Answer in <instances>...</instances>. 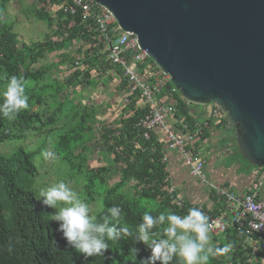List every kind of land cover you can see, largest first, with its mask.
Returning <instances> with one entry per match:
<instances>
[{"label": "trees", "instance_id": "trees-1", "mask_svg": "<svg viewBox=\"0 0 264 264\" xmlns=\"http://www.w3.org/2000/svg\"><path fill=\"white\" fill-rule=\"evenodd\" d=\"M13 1L0 0V99L7 77L22 76L29 107L15 120L0 116V144L21 143L13 152L0 153V264H140L150 255V249L142 243L134 244L133 238L109 241L104 256L87 259L68 246L62 233L57 231L58 224L50 219L55 210L38 201V192L42 189V186L37 189L38 180H49L53 175L51 171L58 169L57 182L82 181L83 200L89 205L104 196L103 208L96 214L98 219L107 214L108 208L117 205L123 209V223L133 230L142 222L146 211L159 215L171 210L186 215L192 206L184 204L179 208L174 204L177 194L168 193L165 164L161 162L163 146L156 134H150L145 140L138 131L136 124L143 111L135 109V104L125 108L115 128L103 125L100 128V138L109 144L106 157L113 156L112 164H122L117 181L110 185L106 180L111 173L110 165L90 167V155L97 142L96 127L100 125L97 117L103 109L84 105L78 88L96 87L99 80L94 74L101 76L108 68L99 52L102 45L87 38L88 22H82L80 11L67 16L57 10V20L54 19L47 7L58 6L62 0H34L33 3L23 0L30 1L37 20L50 30L54 25L58 30H52L51 36L44 41L22 43L14 31V23L2 17ZM52 35L60 41H55ZM79 39L89 41L90 45L81 52L80 67H75L74 59L63 52ZM56 53L60 54L59 62L42 64L49 55ZM65 64H68L69 76L54 78L53 74L60 72ZM125 85V80L121 79L118 87L121 93ZM173 100L176 102L173 119L178 130L184 125L193 129L196 121L188 111L186 100L180 93L174 95ZM46 150L55 151L57 158L45 160L41 153ZM236 154L244 164L256 168L238 150ZM47 164L50 170L40 174ZM219 209L202 211L210 218L216 216ZM230 233L228 231L225 239H213L212 246L216 249H222L226 244L232 247L210 256L209 264L246 262L240 258L239 236ZM131 248L138 249L135 257L129 251ZM171 264H176V260Z\"/></svg>", "mask_w": 264, "mask_h": 264}, {"label": "water", "instance_id": "water-1", "mask_svg": "<svg viewBox=\"0 0 264 264\" xmlns=\"http://www.w3.org/2000/svg\"><path fill=\"white\" fill-rule=\"evenodd\" d=\"M170 77L183 99L215 105L236 148L264 168V0H90Z\"/></svg>", "mask_w": 264, "mask_h": 264}, {"label": "built area", "instance_id": "built-area-1", "mask_svg": "<svg viewBox=\"0 0 264 264\" xmlns=\"http://www.w3.org/2000/svg\"><path fill=\"white\" fill-rule=\"evenodd\" d=\"M50 7H55L56 11L61 10L67 16H74L80 11L82 22H88L87 38L102 45L99 52L108 66L101 75V83L104 80L107 82L110 78L113 81L125 80L126 85L122 87L120 100V119L125 108L135 104V109L143 111L136 128L142 132L144 139L148 140L152 133L160 137L167 150L180 156L189 174L207 186L212 196L220 200L221 208L218 214L209 218V234L219 240L225 239L228 231H231L230 234L235 232L239 236L238 245L242 251L240 258L246 260L242 264H264V200L258 197L264 188V168H258L256 179L250 185L248 192L238 194L230 186L216 185L208 180L205 174V161L198 148L204 131L210 123L221 119L227 120L226 114L217 106L210 105L208 118L195 122L193 129L185 125L177 131L171 129L166 119L173 118L176 105L173 96L179 92L171 84L170 77L162 73L151 62L146 51L140 48L137 36L124 32L107 9L90 0H62L60 5L47 8ZM53 17L57 20L56 15ZM52 30L57 31V26L54 25ZM54 40L60 41L58 37ZM88 43L89 41L84 39L75 40L65 51L70 53L84 51L89 47ZM73 59L74 66L80 67L81 56L74 55ZM97 92L101 95L100 86ZM85 100L86 98L82 101L84 105L90 104ZM186 102L189 104L188 101ZM101 103L102 101L98 104ZM97 119L101 121L99 117ZM161 154V162L165 164L168 193L177 194L175 186L170 183L167 157L164 153ZM174 204L179 208L184 206L179 195Z\"/></svg>", "mask_w": 264, "mask_h": 264}, {"label": "clouds", "instance_id": "clouds-1", "mask_svg": "<svg viewBox=\"0 0 264 264\" xmlns=\"http://www.w3.org/2000/svg\"><path fill=\"white\" fill-rule=\"evenodd\" d=\"M29 107L24 78L12 75L7 77L0 99V116L15 120ZM45 160H55V151L41 153ZM38 201L42 206L54 209L50 219L58 224L57 231L62 233L67 245L85 259L104 256L109 249V241L121 238H133V243H142L150 249V255L140 264H209L210 256L224 252L232 247L226 244L222 249L211 245L209 218L198 207L188 209L186 215L165 210L159 215L145 212L142 222L135 229L124 221L123 209L113 205L107 214L99 219L91 215L90 205L61 180L38 192ZM55 244V241H53ZM135 257L138 249L129 250Z\"/></svg>", "mask_w": 264, "mask_h": 264}, {"label": "crops", "instance_id": "crops-1", "mask_svg": "<svg viewBox=\"0 0 264 264\" xmlns=\"http://www.w3.org/2000/svg\"><path fill=\"white\" fill-rule=\"evenodd\" d=\"M56 54L58 57L59 54ZM78 54L82 56V53L78 52ZM96 76L98 75L94 74L97 81L99 80V84L96 87L91 88L80 86L78 91L82 93V90H92L89 97V103L91 106H100V108L103 109V111L98 114V117H101L104 114L103 103H107L105 99V84L108 82L104 80L101 83V76ZM110 80L112 79L110 78L108 81ZM120 81L121 79L113 81L117 84L116 87H119ZM99 86L102 88L101 95L103 93V102L101 104H95L92 103L91 100H94V92L98 90ZM85 97L86 95L83 98ZM187 108L196 122H201L209 116L210 105L189 103ZM166 121L171 129L175 131L178 130L172 117H168ZM99 123L102 126L100 121ZM103 126L108 127L107 125ZM205 131L204 138L199 143L198 148L205 161V174L208 180L216 185L230 186L238 194L247 193L250 185L256 179L255 174L258 168L249 167L241 160L237 159L235 128L230 125L227 120L221 119L219 121H212ZM159 138L157 137V140L163 146L162 153L167 157L170 183L175 186L177 195L182 198L184 204L198 207L201 210H206L208 212L221 208L220 200L213 199L212 193L208 187L194 179L189 174L188 169L183 166L180 156L175 152L167 150L165 144ZM258 197L261 200H264V188L260 191Z\"/></svg>", "mask_w": 264, "mask_h": 264}, {"label": "rangeland", "instance_id": "rangeland-1", "mask_svg": "<svg viewBox=\"0 0 264 264\" xmlns=\"http://www.w3.org/2000/svg\"><path fill=\"white\" fill-rule=\"evenodd\" d=\"M34 0H31V3H33ZM30 1L24 2L23 0H14L7 6L6 13L2 14L3 19L8 20L9 22L14 23V31L18 35L20 41L22 43L30 44L32 42L36 41H44L47 37L51 36L52 30H50L45 23L42 21H39L36 19L34 15V9L31 8ZM48 12L54 16L56 13V8L50 7L47 8ZM53 39H56L57 37L53 36ZM84 42V41H83ZM80 50V49H79ZM82 50H80V53ZM66 53L71 57L74 55H77V51H74V53L70 52H63ZM60 55V54H59ZM73 59V58H72ZM60 58L57 57V54H51L49 55L44 61H42V64H49V63H56L59 62ZM66 65L61 69H59L60 72H55L53 74V77H59L60 79H66L70 72L68 68H66ZM52 75V74H50ZM106 83V95L105 99L107 101L104 105V114L99 117L101 119L102 125H107L108 127L115 128L116 122L120 119V113H121V106H120V100H121V92L119 91V88L116 87V83L113 82V79L110 81H107ZM92 93V90H82V93L79 92V95L84 97L86 95V102L89 103V97ZM103 102V93L102 95H98V92H94V100H91L92 103L98 104L99 102ZM106 127V126H104ZM101 125L99 127H96V137L97 142L94 145V151L90 155V167L96 168V167H104L105 165L111 166V173L106 176V180L110 185L115 183L118 178L119 170L122 168V164H112L110 163V160H112L113 156L107 158L106 157V149L109 147V144H105L103 139L100 138L101 132H100ZM21 143L19 142H11L8 144H0V153L4 154L5 152H13L16 147H18ZM58 163V162H57ZM50 169H48V164L40 170V174H44L48 172ZM51 172H53V175H51L49 180H44L40 178L37 182V189L42 186L41 188H47L51 185H53L55 182H57V178L55 177V174L59 172L58 169H53ZM67 182L66 180H63ZM72 184H69L70 187H72L77 193L80 195L81 199L84 198V191H83V183L82 181H79L78 179H72ZM80 184L81 187H80ZM103 200L104 196L98 197L92 204H90L91 208V215L96 216L98 212H100L103 208ZM151 208V207H147ZM52 212V211H51ZM211 237V245L213 244V237Z\"/></svg>", "mask_w": 264, "mask_h": 264}]
</instances>
